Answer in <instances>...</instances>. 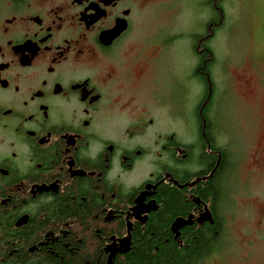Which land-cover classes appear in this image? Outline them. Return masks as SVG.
I'll return each mask as SVG.
<instances>
[{
	"label": "flooded vegetation",
	"instance_id": "obj_1",
	"mask_svg": "<svg viewBox=\"0 0 264 264\" xmlns=\"http://www.w3.org/2000/svg\"><path fill=\"white\" fill-rule=\"evenodd\" d=\"M164 2L0 0V264H139L170 189L188 207L163 242L185 249L189 229L206 239L183 264L238 249L236 197L250 192L264 143L248 152L228 69L211 55L205 65L202 48L189 62L165 48L182 32L144 31ZM212 19L198 46L210 47ZM227 95L242 108L240 138L221 110ZM208 184L213 196L200 195Z\"/></svg>",
	"mask_w": 264,
	"mask_h": 264
},
{
	"label": "rangeland",
	"instance_id": "obj_2",
	"mask_svg": "<svg viewBox=\"0 0 264 264\" xmlns=\"http://www.w3.org/2000/svg\"><path fill=\"white\" fill-rule=\"evenodd\" d=\"M205 1L165 0L160 7L146 14L144 31L153 34L156 38L157 32L164 34L182 32L183 39L180 43L167 44L165 48L182 47V51L187 55V61H192L191 34L204 33L206 22L215 15L204 4ZM222 7L223 26L215 30V37L211 40L210 47L216 58V66L221 67V71L228 69L234 77V91L244 108L242 121L249 152L253 148L263 146L264 143V78L256 82L252 72L254 69H259L264 73V0H224ZM217 79L220 80L221 77ZM221 110L227 117L234 118L231 124L234 126L236 138H240L236 132L235 118L236 111L242 112V108L237 109L231 97L227 95L225 100L223 99ZM248 120H254V140L252 133L246 127L249 125ZM236 140L238 142V139ZM261 160L259 170L252 173V179L249 181L250 192L236 197L234 209L239 212L232 233L238 249L234 250L232 247L229 254H219L223 263L214 258L212 264H226L229 255L231 262L228 264H264L263 147Z\"/></svg>",
	"mask_w": 264,
	"mask_h": 264
},
{
	"label": "trees",
	"instance_id": "obj_3",
	"mask_svg": "<svg viewBox=\"0 0 264 264\" xmlns=\"http://www.w3.org/2000/svg\"><path fill=\"white\" fill-rule=\"evenodd\" d=\"M224 0H210L205 2V5H209L214 11L213 21L217 23V25L213 26L220 28L223 26L224 21V12L222 7V2ZM208 25V24H207ZM215 29V30H216ZM193 39V49L197 50L201 49L200 56L202 58L203 63L206 65V61L208 60L209 55H211V59L215 61L213 50L206 44V41H203L200 46H198L199 35L192 34ZM182 192L176 191L174 189L167 190V193L162 196L165 199L166 204L162 207L165 208L164 212L161 215V221H153L152 226L148 228V230L144 233L143 240L151 241L153 245L145 244L143 249H145L143 253L142 260L140 259L139 264H144L146 260V256H154V258H159L153 264H183L184 258L190 257L191 255L202 254L203 251L206 250V239L204 237L203 232H196L192 229H189L186 232L185 238L190 241V244L187 248L178 249L172 241L168 244L163 242L165 237H169L170 233L167 227V221L171 218L175 213H180V211L184 210L188 207V203L184 201ZM200 195H210L214 194V187L211 184H208L202 190H199ZM155 225V226H154ZM157 225V226H156ZM153 252V255H152Z\"/></svg>",
	"mask_w": 264,
	"mask_h": 264
},
{
	"label": "bare ground",
	"instance_id": "obj_4",
	"mask_svg": "<svg viewBox=\"0 0 264 264\" xmlns=\"http://www.w3.org/2000/svg\"><path fill=\"white\" fill-rule=\"evenodd\" d=\"M184 223H190V222H180V223H174L173 225H175L176 227H180V226H182Z\"/></svg>",
	"mask_w": 264,
	"mask_h": 264
},
{
	"label": "water",
	"instance_id": "obj_5",
	"mask_svg": "<svg viewBox=\"0 0 264 264\" xmlns=\"http://www.w3.org/2000/svg\"><path fill=\"white\" fill-rule=\"evenodd\" d=\"M176 223H180V222H176Z\"/></svg>",
	"mask_w": 264,
	"mask_h": 264
}]
</instances>
